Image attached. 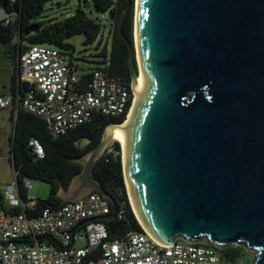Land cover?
<instances>
[{
  "label": "water",
  "instance_id": "obj_1",
  "mask_svg": "<svg viewBox=\"0 0 264 264\" xmlns=\"http://www.w3.org/2000/svg\"><path fill=\"white\" fill-rule=\"evenodd\" d=\"M131 7L118 22L136 98L121 146L138 221L161 247H244L264 264V0H135L133 43ZM113 125L58 192L62 203L100 193L114 209L106 222L118 204L94 166Z\"/></svg>",
  "mask_w": 264,
  "mask_h": 264
},
{
  "label": "built area",
  "instance_id": "obj_2",
  "mask_svg": "<svg viewBox=\"0 0 264 264\" xmlns=\"http://www.w3.org/2000/svg\"><path fill=\"white\" fill-rule=\"evenodd\" d=\"M4 21L9 24V17ZM76 56L71 49L54 44L31 45L15 58L24 94L0 98V108L14 110L21 104L25 112L44 121L53 138L97 116L127 117L134 98L132 81L112 75L108 59L101 67L85 72ZM84 74L89 75L85 85ZM115 143L104 157H117ZM29 147L35 159H44L40 140L32 139ZM25 188L26 196L22 197L15 172V184L3 193L9 209L0 206V264H226L220 248L182 240L164 248L142 226L143 231L131 230L111 237L102 218L114 209L100 193L93 192L75 202L43 206L32 195L33 180L27 178ZM116 219H125L124 203L118 207Z\"/></svg>",
  "mask_w": 264,
  "mask_h": 264
},
{
  "label": "trees",
  "instance_id": "obj_3",
  "mask_svg": "<svg viewBox=\"0 0 264 264\" xmlns=\"http://www.w3.org/2000/svg\"><path fill=\"white\" fill-rule=\"evenodd\" d=\"M60 0H0V8L5 11L6 17H9L10 23L0 21V45L11 44L15 38L16 43L11 48V55L14 59L17 55H22L31 45L35 44H54L65 49H71L76 52V47L68 42L70 38L76 35H84V45H99L101 41L102 24L90 17L89 13L93 11L97 14L107 15L115 23V29L112 33V50H109L107 44L104 45L98 55L109 60V72L128 82L131 81V72L129 66V49L124 39L119 35V18L128 6V0H84L86 5H80L72 16L64 20H55L52 22H43L46 4ZM132 7L123 22V32L133 43V25H134V2L130 0ZM59 4V3H58ZM84 7V8H83ZM84 70V69H83ZM87 72L86 70H84ZM89 79L88 74L82 76V84L85 85ZM17 77L13 75L12 94L23 95L24 86H16ZM19 89V91H17ZM16 105V100H15ZM14 126L15 118L16 132L14 128L10 137V153H14V171L17 172V183L22 197L26 196L25 180H39L48 183L51 186L50 194L47 200H40L43 206L60 204L62 200L58 197L60 186L67 188L73 178L82 172V164L76 162V159L84 156L92 150L102 139L103 133L109 124H122L126 117L118 119H108L102 116L95 117L90 123L84 124L77 129L58 138H53L47 131L44 121L23 110L21 104L13 110ZM32 139H38L42 142L45 157L44 159H35L33 150L29 147ZM87 141L83 148L77 146L80 141ZM117 157H101L94 166V176L103 185L106 191L116 200L118 207L121 208L124 203L125 219L111 220L106 222L110 235L113 238L120 237L127 232L143 231L142 227L132 211L130 205L124 172L122 166L121 146L115 143ZM12 160V157L10 158ZM0 206L8 208L4 202V195L0 191ZM18 211V210H17ZM226 263L235 262L240 257L237 249L221 250Z\"/></svg>",
  "mask_w": 264,
  "mask_h": 264
},
{
  "label": "rangeland",
  "instance_id": "obj_4",
  "mask_svg": "<svg viewBox=\"0 0 264 264\" xmlns=\"http://www.w3.org/2000/svg\"><path fill=\"white\" fill-rule=\"evenodd\" d=\"M80 5H86V3H84V0H60L56 2H49L46 4L43 19H39V21L49 23L55 20H64L65 18L72 16ZM89 15L91 18L98 20L103 26L101 38L99 39V41H101L99 49L97 48L96 43L89 46L84 45V35H76L68 40L69 43L76 47V57L78 59L77 61L80 67L86 70L87 72H90L104 65V58L98 54L100 53L105 44L110 47L112 33L115 29V23L110 20L107 15L97 14L94 11L93 13H89ZM16 41L17 38H15V40L11 44L0 45V98H5L6 96L11 95L10 86L13 75L15 74L17 77V73L15 71V59L11 55L10 51ZM133 41L135 42V10ZM12 116H14L13 110H11L10 108H0V191L2 193H4L5 189L9 185L15 184L14 166L12 160H10V137L14 128V119ZM86 145L87 141L85 140L80 141L77 144L80 149ZM33 186L34 188L32 190V195H34L40 200L48 199L51 190V186L48 183L39 180H33ZM232 248L237 249L239 251L240 257L236 259L235 262H229L226 264L253 263L256 256V253L254 251L247 250L244 247H231L228 249Z\"/></svg>",
  "mask_w": 264,
  "mask_h": 264
},
{
  "label": "bare ground",
  "instance_id": "obj_5",
  "mask_svg": "<svg viewBox=\"0 0 264 264\" xmlns=\"http://www.w3.org/2000/svg\"><path fill=\"white\" fill-rule=\"evenodd\" d=\"M136 44V43H135ZM138 63V61H137ZM138 71H139V68H137ZM140 75V74H139ZM138 75V77H139ZM135 94H134V98H133V102H132V105H134V102H135ZM132 108V107H131ZM130 112V111H129ZM129 115V113H128ZM128 118V117H127ZM126 121L127 119L122 123V124H119V125H113V126H110L108 129H107V134L109 136H111L113 138L114 141L118 142L120 145L122 144V139H123V135H124V130H125V125H126ZM121 150H122V146H121ZM122 166H123V155H122ZM123 172H124V168H123ZM124 179H125V176H124ZM126 183V181H125ZM126 189H127V186H126ZM127 194H128V191H127ZM129 196V195H128ZM130 200V199H129ZM131 204V202H130ZM132 206V205H131ZM133 209V208H132ZM135 214V213H134ZM140 223V222H139Z\"/></svg>",
  "mask_w": 264,
  "mask_h": 264
},
{
  "label": "crops",
  "instance_id": "obj_6",
  "mask_svg": "<svg viewBox=\"0 0 264 264\" xmlns=\"http://www.w3.org/2000/svg\"><path fill=\"white\" fill-rule=\"evenodd\" d=\"M5 18H6L5 11H4L3 9L0 8V21H3ZM12 84H13V78H12L11 86H10V88H11V90H10L11 94H12ZM16 86H17V87L20 86V84H19V82H18V79H17V84H16ZM17 91H19V89H18ZM16 94H17V92H16ZM10 109L12 110V108H10ZM11 114H12V113H11Z\"/></svg>",
  "mask_w": 264,
  "mask_h": 264
},
{
  "label": "flooded vegetation",
  "instance_id": "obj_7",
  "mask_svg": "<svg viewBox=\"0 0 264 264\" xmlns=\"http://www.w3.org/2000/svg\"><path fill=\"white\" fill-rule=\"evenodd\" d=\"M113 48H112V44L110 45L109 47V50L111 51ZM137 68H138V65H137ZM138 70V69H137ZM131 72V71H130ZM223 250V249H222Z\"/></svg>",
  "mask_w": 264,
  "mask_h": 264
}]
</instances>
